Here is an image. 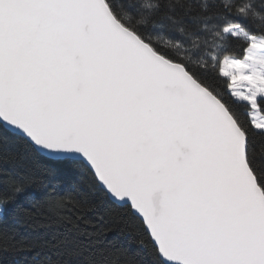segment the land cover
Masks as SVG:
<instances>
[{"label": "snow or ice", "instance_id": "snow-or-ice-1", "mask_svg": "<svg viewBox=\"0 0 264 264\" xmlns=\"http://www.w3.org/2000/svg\"><path fill=\"white\" fill-rule=\"evenodd\" d=\"M0 256L264 264V0H0Z\"/></svg>", "mask_w": 264, "mask_h": 264}, {"label": "trees", "instance_id": "trees-1", "mask_svg": "<svg viewBox=\"0 0 264 264\" xmlns=\"http://www.w3.org/2000/svg\"><path fill=\"white\" fill-rule=\"evenodd\" d=\"M11 258L7 256H0V264H10Z\"/></svg>", "mask_w": 264, "mask_h": 264}]
</instances>
